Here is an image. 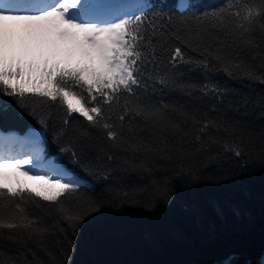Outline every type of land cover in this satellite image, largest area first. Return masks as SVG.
I'll list each match as a JSON object with an SVG mask.
<instances>
[{
  "label": "trees",
  "instance_id": "16d2710c",
  "mask_svg": "<svg viewBox=\"0 0 264 264\" xmlns=\"http://www.w3.org/2000/svg\"><path fill=\"white\" fill-rule=\"evenodd\" d=\"M177 2L143 0L128 15H141L144 25L157 28L149 47L156 54L144 65L139 100L166 106L173 118L188 113L229 125L224 139L235 140L244 154L236 157L220 145L197 151V145L186 156L149 160L141 169L130 152L75 114L67 118L38 96L21 99L0 91V130L40 131L43 159L80 178L81 187L65 198V205H98L73 233L50 206L28 201L32 215L57 227L39 239L0 228V264H264V61L253 60L251 50L246 53L253 78L243 69L229 76L216 61L207 69L199 66V51L185 48L174 36L183 39L194 28H209L210 14L230 0H185L188 8L182 14ZM147 34L152 36L151 28ZM176 46L193 63L172 67L168 58ZM160 75L167 83L158 82ZM205 85L216 91L206 92ZM119 112L113 105V113ZM113 120L119 123L115 115ZM64 146L77 153L76 161L60 152ZM3 203L0 224L9 223L13 212Z\"/></svg>",
  "mask_w": 264,
  "mask_h": 264
},
{
  "label": "snow or ice",
  "instance_id": "6c2138e0",
  "mask_svg": "<svg viewBox=\"0 0 264 264\" xmlns=\"http://www.w3.org/2000/svg\"><path fill=\"white\" fill-rule=\"evenodd\" d=\"M0 7L4 9L0 10L3 94L21 99L38 96L58 106L67 118L75 114L89 127L101 130L115 146L124 147L141 169L149 160L179 159L197 145V151L220 145L236 157L244 154L239 143L224 139L230 134L229 125L188 113L173 118L166 106L140 102L137 90L145 63L155 57V48L149 52V47L157 31L155 25H144L143 16L88 15L83 11L84 0H0ZM175 7L182 14L188 5L180 0ZM210 15L209 28H194L185 38L177 34L174 39L199 51L201 58L195 63L205 69L216 61L229 76L243 69L253 78L244 57L251 50L253 60L264 61V0H230ZM147 28L152 29V36ZM168 63L176 67L193 61L176 46ZM156 79L167 83L165 75ZM204 87L206 92L216 91ZM113 105L120 108L118 114L113 113ZM114 115L119 123L114 122ZM68 123L65 119L64 124ZM43 142L40 131L31 129L22 138L0 135V201L13 209L10 222L0 228L17 229L20 235L38 239L57 225L45 226L40 216L30 213L28 201L50 206L49 211L73 233L98 207L95 201L77 209L65 205V198L81 187L80 178L55 161L45 162L47 171L31 174L29 169L43 161ZM9 145H22L26 151L6 156ZM60 152L77 160L70 146L61 147Z\"/></svg>",
  "mask_w": 264,
  "mask_h": 264
},
{
  "label": "rangeland",
  "instance_id": "374dc122",
  "mask_svg": "<svg viewBox=\"0 0 264 264\" xmlns=\"http://www.w3.org/2000/svg\"><path fill=\"white\" fill-rule=\"evenodd\" d=\"M142 1L141 0H93L92 2L88 3V6L89 7L98 6V8L95 10L97 16L104 17L105 14H107L106 16L110 17V16H114L113 11L115 9V6H120L122 4H128V7L124 12L115 14L117 16H125V15L128 16L135 11V9L137 8L138 5H141ZM0 132L5 133V132H2L1 130H0ZM10 135H8V136H10ZM21 136H22V134H21ZM21 136H19V137H21ZM24 136H22V137H24ZM8 149L12 150V152L5 153L6 156L7 155H19L20 152H17V150L22 149V145H18L15 148H13V146L9 145ZM23 151H26V149H24ZM45 162L50 163L52 161L44 160V159H43V161H38L34 168L29 169V171L32 172L31 174H36L35 172L41 171V170L47 171L48 169H47ZM29 183L33 184V182H29ZM33 186H35V185L33 184Z\"/></svg>",
  "mask_w": 264,
  "mask_h": 264
},
{
  "label": "bare ground",
  "instance_id": "6f19581e",
  "mask_svg": "<svg viewBox=\"0 0 264 264\" xmlns=\"http://www.w3.org/2000/svg\"><path fill=\"white\" fill-rule=\"evenodd\" d=\"M93 0H84V7H83V11L86 13V14H88V15H93V16H97V14H96V12H95V10L98 8V6H93V7H89L88 6V3L89 2H92ZM185 1V0H184ZM180 2V0L178 1V3ZM127 7H128V4H122V5H120V6H115V9H114V11H113V13H114V15L115 14H118V13H121V12H124L126 9H127ZM0 10H4L2 7L0 8ZM107 14H105V16L104 17H107L106 16ZM6 133V134H5ZM5 133H1L0 132V135H3V136H5V137H11V135L13 134V133H9L8 131H6ZM11 134V135H10ZM8 135H10V136H8ZM19 151H17V152H21L22 150H24L23 149V147H22V149H18ZM10 152H12V150H10V149H7L6 151H5V153H10Z\"/></svg>",
  "mask_w": 264,
  "mask_h": 264
},
{
  "label": "water",
  "instance_id": "95a60500",
  "mask_svg": "<svg viewBox=\"0 0 264 264\" xmlns=\"http://www.w3.org/2000/svg\"><path fill=\"white\" fill-rule=\"evenodd\" d=\"M9 133H11V132H9Z\"/></svg>",
  "mask_w": 264,
  "mask_h": 264
}]
</instances>
